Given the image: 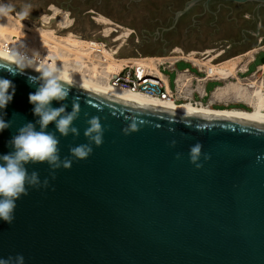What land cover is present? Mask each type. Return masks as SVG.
I'll list each match as a JSON object with an SVG mask.
<instances>
[{
  "label": "water",
  "instance_id": "water-1",
  "mask_svg": "<svg viewBox=\"0 0 264 264\" xmlns=\"http://www.w3.org/2000/svg\"><path fill=\"white\" fill-rule=\"evenodd\" d=\"M200 1L189 0L175 23ZM237 3L264 0H222ZM264 63V59H263ZM27 68L0 58V78L11 80L15 94L0 132V155L33 115L29 93L36 85ZM68 97L53 101L79 115V135L59 140L61 159L70 148L89 143L87 120L101 118L103 144L70 169L47 163L26 165L47 188H29L16 201L11 224L0 220V259L22 255L24 264H264V119L203 114L151 107L116 99L86 86L67 85ZM135 122L138 131L123 129ZM39 125H37V130ZM173 141L175 142L173 145ZM202 151L197 168L190 147ZM180 154L177 159L176 155ZM208 156V159H205Z\"/></svg>",
  "mask_w": 264,
  "mask_h": 264
},
{
  "label": "rangeland",
  "instance_id": "rangeland-1",
  "mask_svg": "<svg viewBox=\"0 0 264 264\" xmlns=\"http://www.w3.org/2000/svg\"><path fill=\"white\" fill-rule=\"evenodd\" d=\"M186 1L188 0H26L33 7L25 17L30 22L38 23L45 15H52L56 10L66 11L73 19V25L70 29H57L58 35L71 31L85 40H106L119 47L121 42L115 41L118 33L114 32L111 37L106 38L103 33L104 26L97 20L100 16L106 17L132 31L119 51L120 57H171L179 54L175 50L181 49L186 54L195 51L202 59L223 52L217 56L218 61L223 62L264 45V14H260L263 17V26L259 32L258 21L252 22L243 17L244 11L250 13L256 3L226 4L221 11H216L215 6L210 11H204L197 4L188 15L175 23L176 13L183 9ZM3 2L8 4L9 0ZM12 2L17 5L13 12L17 15L22 0ZM246 30L251 35L244 41L242 32ZM263 59L264 51L256 55V60L249 66L245 76L254 72L263 63ZM187 68L197 72L190 63L181 61L176 64L174 71L165 69L163 73L174 87L177 71ZM221 84L209 82L206 87L208 94ZM206 101L207 98L204 99ZM228 107L245 109L241 104Z\"/></svg>",
  "mask_w": 264,
  "mask_h": 264
},
{
  "label": "clouds",
  "instance_id": "clouds-1",
  "mask_svg": "<svg viewBox=\"0 0 264 264\" xmlns=\"http://www.w3.org/2000/svg\"><path fill=\"white\" fill-rule=\"evenodd\" d=\"M16 6L12 0H9L8 4L0 0V18H5L13 13ZM19 7L20 11L17 15L28 16L33 6L30 2L22 0ZM20 47L23 49V45ZM12 55L15 57L16 72L23 73L25 69L31 68L39 73L38 76L29 78V83L36 85V90L29 93L28 96L29 103L33 105V115L38 119L35 123L27 122L21 125L16 134L8 141V146L12 150L7 154L0 155V220L8 224H11L15 219L16 201L22 196H27L29 188L41 186L47 188L49 185L47 178L43 182L40 181L38 172L29 173L26 165L47 163L52 169V178L55 179L56 169H70L74 160H86L92 154V144L96 147L102 146L106 130L101 123V118L92 116L87 120L89 126L84 132L89 143L71 147V158L61 159L59 140L55 132H50L47 129L50 123H54L56 130L62 136H68L69 133L79 135V130L72 126L73 121L79 115V98H73L71 112L66 111V105L58 108L52 107L53 101H63L68 97L70 89L67 85H71L73 82L69 81L68 75L62 67L44 63V58H41L37 52H33L29 56L24 51L14 49ZM14 94L13 82L0 78V110L6 109ZM5 115L6 112H0V132L12 126V122L4 118ZM37 125H39L38 130ZM138 130L137 124L132 122L122 131L125 135H129ZM174 143L173 141V145ZM201 151L202 144L199 142L190 147V162L197 168L202 167L198 163ZM176 158L179 159L180 154H177ZM208 158L205 156V159ZM0 264H24V257L18 255L14 259L12 257L0 259Z\"/></svg>",
  "mask_w": 264,
  "mask_h": 264
},
{
  "label": "bare ground",
  "instance_id": "bare-ground-1",
  "mask_svg": "<svg viewBox=\"0 0 264 264\" xmlns=\"http://www.w3.org/2000/svg\"><path fill=\"white\" fill-rule=\"evenodd\" d=\"M101 25L104 26V36L111 37L114 32L118 33L115 41H120L119 48L125 44L127 38L132 33L131 29L124 28L106 17L100 16L97 19ZM73 25V19L66 11L56 10L52 15L44 16L38 23L30 22L25 16L15 15L11 13L5 18H0V40H7L8 42L19 41L27 45L28 52L32 55L33 52H52L49 55L51 62L46 60L44 63H52L63 68L64 72L68 75L69 81L86 86L109 97L121 99L129 102L143 104L151 107L166 108L173 110H181L203 114H217V115H231V116H246L264 119V85L259 81L256 76L247 80L237 77L236 72L238 69H245L246 63L249 58L254 57L255 50L246 53L249 56L244 60L243 55L234 57L219 64L212 63L211 60L220 56L223 52L217 55L210 56V58L202 59L198 57L197 52L184 53L181 49L175 50L179 53L178 57L192 60L196 64L204 65L208 69H212L213 73L220 79L227 80L231 77H237L238 81L227 80L226 84L220 86L215 92L216 98H230L236 100L246 101L254 109L251 111L242 109H214L203 105L196 107L190 103L177 104L171 101H164L154 97L147 96L141 92H132L117 88L108 82L95 79L91 76L84 74L78 67L73 65L69 58V53L76 50L81 46L85 39L80 38L73 32L68 31L65 35H58L57 29L66 30L70 29ZM210 54V51L208 52ZM0 58L14 62L15 57L3 50H0ZM212 58V59H211ZM245 58V57H244ZM126 59H140V61L157 72L160 73L157 62L164 60L172 61L170 57H117L111 55L110 61L106 67L109 73H117L121 70L122 64ZM181 79L183 77H180Z\"/></svg>",
  "mask_w": 264,
  "mask_h": 264
},
{
  "label": "built area",
  "instance_id": "built-area-1",
  "mask_svg": "<svg viewBox=\"0 0 264 264\" xmlns=\"http://www.w3.org/2000/svg\"><path fill=\"white\" fill-rule=\"evenodd\" d=\"M21 45H23V49H21ZM77 48L79 49V53L76 50L70 52L68 59L84 74L108 82L117 88L132 92H141L147 96L164 101H171L177 104L187 102L196 107H202L205 105L214 108L218 102L213 101L211 97L208 101L204 102V99L208 97V93L204 86L209 81H238L237 77H231L227 80L220 79L213 73L212 69H208L204 65L196 64L192 60L180 58L178 57L179 54L173 55L172 61L164 60L157 62L160 71L159 74L143 64L140 59H126V62L122 64L119 72L109 73L106 71V67L110 61L111 55L120 57L119 47L111 45L106 40L86 39L84 43ZM14 49L24 51L27 55L31 56L28 52L27 45L22 44L19 41L8 42L7 40H0V50L12 54ZM255 51L253 58H249V56L243 54V57H246L244 60L249 58L248 60H252L253 62L256 55L264 51V46H260ZM50 54H52V52L47 51L42 52L40 56L41 58H44V61L48 60L51 62V59L49 58ZM181 61L190 63L197 69V72H192L188 68L183 71H177L174 79V87L171 88L163 70L167 69L174 71L176 64ZM211 62L215 64L220 63L217 57L213 58ZM239 70L240 71H237L236 74L245 75L248 72V69L242 71L239 68ZM254 76H256L261 82L264 81V64L259 65L254 72L242 79L247 80ZM180 77L183 78L181 79ZM196 94L198 95V98L195 97ZM223 104L227 108L231 103L225 101Z\"/></svg>",
  "mask_w": 264,
  "mask_h": 264
},
{
  "label": "flooded vegetation",
  "instance_id": "flooded-vegetation-1",
  "mask_svg": "<svg viewBox=\"0 0 264 264\" xmlns=\"http://www.w3.org/2000/svg\"><path fill=\"white\" fill-rule=\"evenodd\" d=\"M188 1H186V2H188ZM251 3H256L255 8L250 13H248L249 11L248 12L244 11L243 17L245 19H248L249 21H252V22L258 21L259 25L257 27V30L259 32L263 26V17L260 14H264V5H260L258 2L237 3V2H232V1L210 0L209 2L200 1L198 4L202 6L204 11H210V9L214 8V6L216 7V11H221L224 9L226 4L247 5V4H251ZM189 13L190 12H188L184 16L188 15ZM184 16H182L180 19H182ZM249 35H251V32H249L247 30L243 31L242 32L243 40L247 41V39L249 38ZM262 37L264 38V35H262Z\"/></svg>",
  "mask_w": 264,
  "mask_h": 264
},
{
  "label": "crops",
  "instance_id": "crops-1",
  "mask_svg": "<svg viewBox=\"0 0 264 264\" xmlns=\"http://www.w3.org/2000/svg\"><path fill=\"white\" fill-rule=\"evenodd\" d=\"M264 46V45H263ZM259 47H257V48H255L256 50L258 49ZM255 49H251V50H249V51H247V52H245L244 54H246V53H249L250 51H252V50H255ZM256 52V51H255ZM241 56V55H240ZM255 60H256V57H255ZM254 60V61H255ZM253 61V62H254ZM252 62V60L251 61H249L248 60V62L246 63V68L244 69V70H246V69H248L249 68V66L253 63ZM262 64H264V63H262ZM196 69V68H195ZM242 71H244L243 69H241ZM196 71H197V69H196ZM240 70L238 69V72H239ZM165 77L167 78V80H168V82H169V86L171 87V88H173L172 86H171V82H170V80H169V78L165 75ZM237 77H239L240 79H242L243 77H245V75L244 76H242V75H239V74H237ZM259 80V79H258ZM260 81V80H259ZM209 82H216V81H209ZM208 82V83H209ZM218 82V81H217ZM208 83L204 86V88H205V90H206V87H207V85H208ZM219 83H222L221 85H218V86H216L215 88H214V90L211 92V94H208V97H207V101L210 99V97L212 98V100L213 101H216V102H218L215 106H217V107H219V106H224V104H223V102H225V101H229L231 104L230 105H233V104H241V105H243L246 109H248L249 110V108H251L252 106L250 105V104H248L246 101H240V100H236V99H234L233 97H230V98H222V99H218V98H216V97H214L213 95H214V92L220 87V86H223V85H225L226 84V81H221V82H219ZM262 84L264 85V81H262ZM206 92H207V90H206ZM208 93V92H207ZM195 97H197L198 98V95L196 94L195 95ZM214 106V107H215ZM225 107V106H224ZM233 109H237V108H233ZM240 109V108H239ZM254 108L252 107V110H253ZM243 110V109H242ZM251 111V110H250Z\"/></svg>",
  "mask_w": 264,
  "mask_h": 264
},
{
  "label": "trees",
  "instance_id": "trees-1",
  "mask_svg": "<svg viewBox=\"0 0 264 264\" xmlns=\"http://www.w3.org/2000/svg\"><path fill=\"white\" fill-rule=\"evenodd\" d=\"M234 107H214V109H219V110H222V109H233ZM243 110H247V111H250V110H248V109H243Z\"/></svg>",
  "mask_w": 264,
  "mask_h": 264
}]
</instances>
